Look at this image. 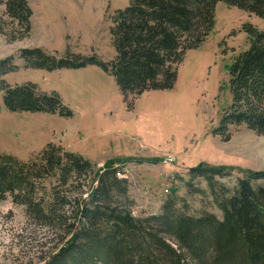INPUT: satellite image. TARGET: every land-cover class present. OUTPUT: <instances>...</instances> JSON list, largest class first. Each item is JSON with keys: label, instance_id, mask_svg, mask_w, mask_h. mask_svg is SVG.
Segmentation results:
<instances>
[{"label": "trees", "instance_id": "16d2710c", "mask_svg": "<svg viewBox=\"0 0 264 264\" xmlns=\"http://www.w3.org/2000/svg\"><path fill=\"white\" fill-rule=\"evenodd\" d=\"M219 3L264 20V0H133L112 17L113 61L96 55L60 58L38 48L21 51L19 59L25 69L47 72L98 67L116 80L129 105L131 97L175 87L186 53L210 36ZM1 4L21 29L17 36L2 34L9 42L28 38L33 17L28 0ZM244 29L251 47L229 69L232 105L219 131L225 142L231 126L264 137V32ZM13 61H0V93L9 112L73 116L56 92H42L32 83L7 85L3 78L19 69ZM118 172L115 162L97 171L53 144L26 162L0 155V203L10 198L39 225L62 234L64 243L47 264H264V171L244 172L229 191L216 179L230 177V168L190 169L193 180L209 185L221 220L213 214L190 216L178 209L176 198L160 215L136 218L129 183ZM48 180L57 186L47 193Z\"/></svg>", "mask_w": 264, "mask_h": 264}, {"label": "rangeland", "instance_id": "374dc122", "mask_svg": "<svg viewBox=\"0 0 264 264\" xmlns=\"http://www.w3.org/2000/svg\"><path fill=\"white\" fill-rule=\"evenodd\" d=\"M132 1L28 0L32 31L16 42L2 33L17 36L20 26L0 5V61L12 58L19 68L3 78L6 84L32 83L42 92H56L73 113L71 118L11 113L1 92L0 155L26 162L53 144L83 157L97 171L115 162L129 183L136 218L158 216L176 198L178 209L190 216L213 214L221 220L209 185L193 180L189 171L202 164L230 168V177L216 179L229 191L244 172L264 171V137L246 126L229 127L228 142L219 135L232 105L229 69L251 47L244 28L264 32V20L219 3L210 36L186 53L175 87L131 97L129 105L116 80L98 67L47 72L25 69L19 59L21 51L38 48L60 58L96 55L113 61L112 17ZM54 186V180L44 184L47 193ZM61 235L39 225L12 199L0 203V264H47L64 243Z\"/></svg>", "mask_w": 264, "mask_h": 264}, {"label": "built area", "instance_id": "2783aa9c", "mask_svg": "<svg viewBox=\"0 0 264 264\" xmlns=\"http://www.w3.org/2000/svg\"><path fill=\"white\" fill-rule=\"evenodd\" d=\"M117 176H118L119 178H124V179H126V176H125L124 174H121V172H118V173H117Z\"/></svg>", "mask_w": 264, "mask_h": 264}]
</instances>
